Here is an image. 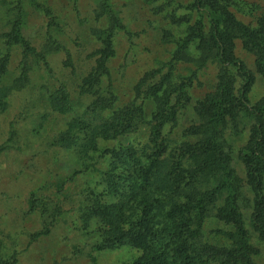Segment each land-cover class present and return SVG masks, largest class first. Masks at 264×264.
I'll return each instance as SVG.
<instances>
[{
  "label": "rangeland",
  "instance_id": "1",
  "mask_svg": "<svg viewBox=\"0 0 264 264\" xmlns=\"http://www.w3.org/2000/svg\"><path fill=\"white\" fill-rule=\"evenodd\" d=\"M231 7L244 24L255 27L264 13V0H234ZM190 0H0V64L5 59L7 73L0 87L11 89L27 68L28 82L12 90L6 106L0 107V258L15 264H131L142 253L131 247L96 250L98 221L89 225L81 209L90 204L89 195L104 190L101 172L110 163L91 153L86 159L81 144L69 149L55 146V139L70 124L86 118L94 124L101 117L135 99V87L145 74L162 68L173 57L198 16L187 9ZM182 18L177 22L176 18ZM114 18V21H113ZM115 30L111 41L114 56L107 61L108 75L101 80L100 92L112 91L115 106L104 113H93L89 106L97 97L89 92L86 79L97 67L99 34ZM20 25V37L37 55L24 57V48L9 35ZM235 56L254 73L248 95L249 106L264 99V77L257 72L256 56L235 43ZM197 57L198 52H191ZM44 57V59H43ZM27 63V65H26ZM220 66L211 60L200 67L196 61L176 64L174 83L190 85L188 101L175 123L164 127L169 153H176L187 138V131L200 125L195 109L218 84ZM237 90L241 78H237ZM62 88L69 94L72 110L61 112L51 106V98ZM146 124L118 140L101 142L102 149L149 142L155 103L146 99ZM85 119V120H86ZM254 120L240 114L230 124L225 143L231 151V166L245 182V167L239 152L248 144ZM82 137V136H80ZM242 210L256 248V264H264V242L250 227L248 201ZM50 229L48 235L36 236ZM231 230L213 215L204 227V241L220 244L217 231Z\"/></svg>",
  "mask_w": 264,
  "mask_h": 264
},
{
  "label": "trees",
  "instance_id": "2",
  "mask_svg": "<svg viewBox=\"0 0 264 264\" xmlns=\"http://www.w3.org/2000/svg\"><path fill=\"white\" fill-rule=\"evenodd\" d=\"M234 0H190L187 9L198 18L186 39L178 44L171 60L153 70L135 87V99L92 126L86 118L73 121L54 141L69 149L81 144L84 159L91 153L110 163L101 172L105 188L92 189L90 204L80 211L86 225L98 221L99 242L96 250L131 247L141 251L131 264H256V248L242 210L248 201L250 227L264 242V99L249 106L248 95L255 82L254 73L235 56V43L256 56L257 72L264 77V13L255 27L240 21L231 7ZM182 22V18H176ZM114 21V18H113ZM112 28L99 34L97 67L86 79L89 92L97 97L89 106L93 113L111 110L115 95L101 93V80L108 75L107 61L114 56ZM24 48L26 60L37 55L34 48L20 37V25L9 35ZM192 51L198 52L193 57ZM44 59V57H43ZM211 60L220 66L218 84L195 109L201 122L190 128L187 138L176 153H169L163 135L167 124L175 123L188 101L186 84H175L176 64L196 61L200 67ZM27 65V63H26ZM7 73V62L0 64V82ZM241 78L237 90V78ZM28 82L27 68L11 89L0 87V107L12 90L23 89ZM153 99L155 111L149 142L102 149L101 142L118 140L146 124L145 100ZM53 109L72 110L69 94L62 88L51 98ZM254 120L251 137L241 148L239 158L245 167V182L231 166V151L225 143L226 130L237 124L240 114ZM86 119V120H85ZM82 136V137H80ZM231 227L217 231L220 244L204 241V227L210 216ZM46 229L36 236L48 235ZM0 264H15L0 258Z\"/></svg>",
  "mask_w": 264,
  "mask_h": 264
}]
</instances>
